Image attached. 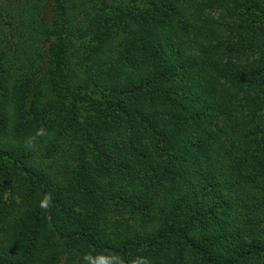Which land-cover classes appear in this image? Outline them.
I'll return each instance as SVG.
<instances>
[{
    "label": "trees",
    "instance_id": "1",
    "mask_svg": "<svg viewBox=\"0 0 264 264\" xmlns=\"http://www.w3.org/2000/svg\"><path fill=\"white\" fill-rule=\"evenodd\" d=\"M13 1L0 264H264V0Z\"/></svg>",
    "mask_w": 264,
    "mask_h": 264
},
{
    "label": "clouds",
    "instance_id": "2",
    "mask_svg": "<svg viewBox=\"0 0 264 264\" xmlns=\"http://www.w3.org/2000/svg\"><path fill=\"white\" fill-rule=\"evenodd\" d=\"M45 135V129L41 126L37 132L26 138L24 143L25 151H33L35 149V140L38 136ZM52 204V194L45 193L40 201V207L42 209H49ZM85 264H152L150 258L143 255H136L131 260L125 261V259L115 252H99L93 255L91 252H86L83 256Z\"/></svg>",
    "mask_w": 264,
    "mask_h": 264
},
{
    "label": "rangeland",
    "instance_id": "3",
    "mask_svg": "<svg viewBox=\"0 0 264 264\" xmlns=\"http://www.w3.org/2000/svg\"><path fill=\"white\" fill-rule=\"evenodd\" d=\"M123 1L127 2L128 0H123ZM142 1H145V2H142ZM146 6H148L147 0H141L135 4V10L136 11H142L143 8H145ZM2 8H8L9 10L12 9L11 11L14 12L15 2L13 0H0V24H1L0 28L2 27L1 29H3L5 31L7 29V25L4 23L6 20V16L5 17L3 16L5 13H4V10L3 11L1 10ZM204 11H205V15L213 17V21H214L215 25L216 24L222 25V23L225 19V17H224L225 14H224V11L222 9L220 10L216 7H212L209 9H205ZM89 12H90V13H88L89 18L95 17L94 12L93 13L91 11H89ZM7 21H9L8 18H7ZM219 27H221V26H219ZM122 36H123V33H119L118 36L113 38V42L110 45L113 47H116L114 50H118L120 48L121 45H119V39H121ZM85 40L87 41V44L92 43V41H89V38H87Z\"/></svg>",
    "mask_w": 264,
    "mask_h": 264
}]
</instances>
